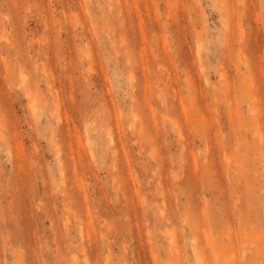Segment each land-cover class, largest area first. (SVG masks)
I'll return each mask as SVG.
<instances>
[{
    "label": "rangeland",
    "instance_id": "1",
    "mask_svg": "<svg viewBox=\"0 0 264 264\" xmlns=\"http://www.w3.org/2000/svg\"><path fill=\"white\" fill-rule=\"evenodd\" d=\"M0 264H264V0H0Z\"/></svg>",
    "mask_w": 264,
    "mask_h": 264
}]
</instances>
